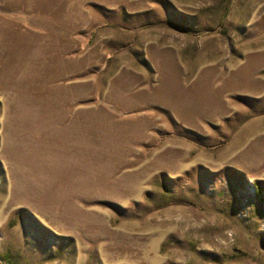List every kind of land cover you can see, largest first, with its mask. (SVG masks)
<instances>
[{"label":"rangeland","instance_id":"374dc122","mask_svg":"<svg viewBox=\"0 0 264 264\" xmlns=\"http://www.w3.org/2000/svg\"><path fill=\"white\" fill-rule=\"evenodd\" d=\"M0 264H264V0H0Z\"/></svg>","mask_w":264,"mask_h":264}]
</instances>
